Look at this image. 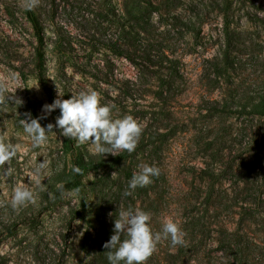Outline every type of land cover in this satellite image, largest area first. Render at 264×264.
Listing matches in <instances>:
<instances>
[{"label": "rangeland", "instance_id": "374dc122", "mask_svg": "<svg viewBox=\"0 0 264 264\" xmlns=\"http://www.w3.org/2000/svg\"><path fill=\"white\" fill-rule=\"evenodd\" d=\"M25 5L0 0V142L18 148L4 166L13 175L0 168V264H109L104 244L130 207L150 214L154 232L165 218L184 232L183 245L162 239L145 264H264V115L257 112L264 0H38L42 70L55 99L93 89L102 104L115 105L114 118L130 115L142 125L135 151L113 155L55 128L33 148L23 132L21 120L45 116L52 103ZM165 56L185 74L187 85L171 101L173 123L184 122L170 142L161 136L154 144L153 131L170 122L154 78ZM58 115L41 125H55ZM81 155L102 166L83 175L87 211L74 218L82 195L68 182ZM42 161L47 173L37 188L32 168ZM141 164L159 175L129 189ZM18 183L33 188L35 202L13 210Z\"/></svg>", "mask_w": 264, "mask_h": 264}, {"label": "clouds", "instance_id": "9594fccd", "mask_svg": "<svg viewBox=\"0 0 264 264\" xmlns=\"http://www.w3.org/2000/svg\"><path fill=\"white\" fill-rule=\"evenodd\" d=\"M37 3L38 0H26L25 6L31 10ZM60 97L43 106L45 116L32 118L29 113L27 119L21 120L23 132L30 138L33 148L44 145L55 128L63 137L71 138L80 144L90 142L96 154L113 155V152L118 150L128 153L135 151L143 129L132 116L114 118L112 110L115 105L102 104L99 94L93 89L81 91L68 99ZM56 109H59L60 114L55 118V125L49 123L42 126L40 120ZM17 151V146L0 142V168H3V175H13L14 170L4 166L10 164ZM46 173V161L36 163L32 168V175L37 177L35 182L37 188L42 187L39 177ZM158 175L159 169L156 166L138 165V171L133 173L128 187L132 190L145 187ZM116 176L117 173L114 172L111 178L115 179ZM35 195L30 185L18 183L12 189L10 206L16 210L34 203ZM150 220V214L139 208L130 207L119 212L118 218L114 221V234L104 244L108 250L109 264H145L162 239L170 240L173 247L183 245L184 232L178 221L165 218L161 229L154 232Z\"/></svg>", "mask_w": 264, "mask_h": 264}, {"label": "trees", "instance_id": "16d2710c", "mask_svg": "<svg viewBox=\"0 0 264 264\" xmlns=\"http://www.w3.org/2000/svg\"><path fill=\"white\" fill-rule=\"evenodd\" d=\"M26 12L29 21L33 26L35 36L37 37V40L39 42V47L37 48L38 77L44 89L48 93L51 101L53 102L55 100L53 89L48 84L42 70V66H43L42 65L43 52L41 50V43L43 41L42 26L34 8H32L31 10L27 8ZM109 48L115 51L119 49L118 47H113L111 45H109ZM119 53L123 54L122 51H119ZM158 58H160V56H158ZM165 58L168 61V65H164L162 62H160L159 64L156 63L157 68L154 70V78L155 81L157 82V88H158L156 94H158L162 98H165V100L168 101L166 108L163 109L164 112L161 114L171 123L169 122L167 123V125L165 124L162 125L161 127H156L155 131H153V137H152L154 144L162 143V140L160 139L161 136H167V139L170 142L173 136H175L179 124L184 122V120L182 121L178 120L177 123H173L175 117H177L176 116L177 112L175 106H173V103L171 101L176 94H179V92H183L184 87L187 85L185 74L183 73V70L180 68V66L176 62H174L173 59H169L167 56H165ZM257 108L258 109L261 108L257 112H261L264 115V98H262L257 103ZM58 113L60 114L59 109H58ZM76 164L78 165V171H74L72 173L68 185L74 188L82 195L81 206L78 210L74 212V218L77 217L84 218V214L87 211V206H88V196L86 193L85 185L82 181V177L86 172L95 170L101 167L102 165L101 163L95 164L92 161H87L82 155L76 159ZM195 175H197V173H195Z\"/></svg>", "mask_w": 264, "mask_h": 264}]
</instances>
